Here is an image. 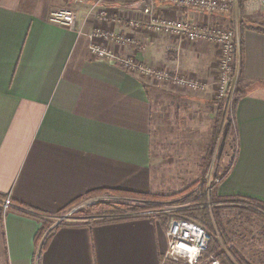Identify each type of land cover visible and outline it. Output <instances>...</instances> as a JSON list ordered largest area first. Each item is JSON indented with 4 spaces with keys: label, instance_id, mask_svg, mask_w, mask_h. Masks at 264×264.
<instances>
[{
    "label": "crops",
    "instance_id": "crops-1",
    "mask_svg": "<svg viewBox=\"0 0 264 264\" xmlns=\"http://www.w3.org/2000/svg\"><path fill=\"white\" fill-rule=\"evenodd\" d=\"M122 1L0 0V195L12 201L4 213L0 201V264H163L167 226L159 217L86 225L74 214V223H55L93 191L176 193L202 175L215 112L207 98V46L189 53V79L207 87L190 96L92 60L95 44L149 70H175L166 49L144 48ZM62 8L74 11L73 29L48 22ZM245 8L250 29L243 34L241 77L251 90L234 110L235 154L215 192L264 206V32L255 29H264V5ZM96 29L135 42L92 41ZM220 217L225 235L252 264L234 235L264 233L262 218L233 208Z\"/></svg>",
    "mask_w": 264,
    "mask_h": 264
},
{
    "label": "built area",
    "instance_id": "built-area-1",
    "mask_svg": "<svg viewBox=\"0 0 264 264\" xmlns=\"http://www.w3.org/2000/svg\"><path fill=\"white\" fill-rule=\"evenodd\" d=\"M151 4L158 2L161 4L172 5L179 10H189L216 16L227 17L232 15L238 1L237 0H150ZM245 6L251 4L264 5V0H243ZM141 17L137 20H130L129 26L132 29L143 28L157 33L172 35L179 40L188 41L190 43H206L212 46L220 47L221 58L219 60L218 73V91L223 96L227 93L229 82L234 77V62L240 59V40L238 39L237 30H231L207 24V26H198L192 21L183 19L159 18L155 17L154 7L150 6L142 9ZM100 17L105 19L107 14L105 11L100 12ZM75 13L72 9L62 8L53 11L48 22L73 29L75 26ZM90 39H100L111 42L115 46L122 47L134 44L135 42L130 36H123L105 32L96 29L90 34ZM89 55L95 61H107L115 63L120 69L128 73H140L146 77H153L158 80H165L177 85L186 87L194 91H202L206 87L196 80L182 79L176 76H170L167 73H154L145 68L140 63L129 57H118L115 53L102 48L99 45L89 47ZM10 196H6L2 200V213L8 211L12 206ZM89 201V200H88ZM62 221V219H60ZM167 236V248L163 255L162 262L181 263V264H222L217 258L208 257L204 259V254L210 241V236L200 224L187 219H173L169 222L165 231Z\"/></svg>",
    "mask_w": 264,
    "mask_h": 264
},
{
    "label": "rangeland",
    "instance_id": "rangeland-1",
    "mask_svg": "<svg viewBox=\"0 0 264 264\" xmlns=\"http://www.w3.org/2000/svg\"><path fill=\"white\" fill-rule=\"evenodd\" d=\"M165 5L167 4H161L158 2H154L151 4L150 0H123L121 9L125 11L126 13L125 15H126V18L128 19V23L130 22V20L139 19V17H141L140 14L142 12V9L152 6L154 7V10H155V17H159L162 19L168 18V17L171 19H178V20L183 19L187 21H192L194 24L198 26H207V24H210V25H215L217 27H222L228 30H231L234 28L235 30H237V35H239V29L237 26L239 14H238L237 6L234 12L232 13V15L227 16L226 17L227 20H224L222 19V17H219V16L218 17L209 16L207 14L205 16L204 13H197V12H194L196 13V16H194L190 14V12L193 13V11L179 10V9H176L175 7L173 8L164 7ZM245 10L246 8H245V1H244V12ZM136 13H139V14H136ZM246 22L250 25L247 19H246ZM130 29H132V27ZM132 30L138 32L140 35H143L145 37V41L143 42L144 48H147V46L149 45H154V52H158V48L159 49L163 48V50L166 49L167 51H165L164 57L166 58V61L172 63L171 66L174 67L175 69L173 72L166 70V69L151 70L152 72L167 73L170 76L180 77L182 79H187L189 81H190L189 79L190 78V66H189L190 65V54H189L190 51L193 49L195 45L203 44L207 46L206 52L208 53L207 55H208V66H209V78H211V82H210L211 97L209 96L207 98H211L210 103L224 99L226 103L224 107V120L226 117H229L230 119L233 120V114H231V104H232L231 99H232V94H233V88L235 86V82L237 79V74L239 72V65H240L239 62L235 61L233 64L235 67V71H234L235 75L234 77L231 78L229 82L227 93H225L223 96H220L219 91H218V83H219L218 81L219 65L218 64H219V60L221 58V53H222L220 52V47L212 46L211 44H206V43H190L188 41L179 40L178 38L172 35H169V34L157 33V32L155 33L149 30H145L143 28L132 29ZM149 78H150L149 79L150 83L166 85L167 87L172 88L171 91L184 90L189 96H190V92L198 93V90L197 91L190 90L186 87L177 85L170 81L158 80L153 77H149ZM206 88L207 87H205L204 90H206ZM216 108H217L216 105L212 103V114L214 111H216ZM188 113L190 116V110L188 111ZM213 116L215 117V112ZM224 122L225 121H223L221 124V130L223 129L222 126L224 125ZM172 132H173V135L174 133L175 134L179 133L178 131L174 132V130ZM220 149L221 147L218 141L215 146V150L213 153L214 155L212 156L210 165L207 166L205 170L204 168L202 169V175H201V178L199 179L204 180L207 184L211 181V179L214 176L221 177L226 173L229 167L230 161L232 160L235 154L234 153L235 144L233 141V137L229 140L228 145L225 147L222 159H220V154H219ZM199 179L191 183L189 179L188 180L186 179L183 189L176 191V193L172 192V193L151 194L153 195V197H163V196L169 197L168 199H164V200L161 199V200L153 201L152 199L148 200V199H141V198L126 197V196L120 197V196H114V195L113 196L108 195L106 196L107 199L98 200V201L89 200L87 198L83 200L82 202L74 205L73 207L63 211L62 214L59 215V218L55 219L56 220L55 223H57V221L61 224L74 223V221H71V218L73 217V215L76 214L78 216L79 215L78 212L82 209H85V207H88V205L93 204V203H98V202H105V203L112 202V203H122L125 205H130L137 209V211L129 212L125 214L124 215L125 217H138V218L143 217V216L151 217V218L153 216L159 217L160 220L165 222L167 228H168L169 222L172 221L173 219L182 218V219H187V220H190V221H193L199 224L198 222L194 221L191 218L189 219V217L183 214V212L189 209L190 205L194 203H193V200H190V203H185V199H187L188 194H183V195L180 194L185 189L190 188L192 184L196 183L197 181H200ZM181 180L182 178H180L178 181H181ZM192 191H197V187L192 189ZM149 207H152V208H149ZM80 217L83 218L81 215ZM60 219H62V221H60ZM99 219H102V218H99ZM234 237L236 238L242 237L243 243L245 244V248L247 247L246 248L247 254L250 255V260L252 261V264H264V233L241 234V235H234ZM233 241H237V240L233 238ZM174 264H177V263H174Z\"/></svg>",
    "mask_w": 264,
    "mask_h": 264
},
{
    "label": "trees",
    "instance_id": "trees-1",
    "mask_svg": "<svg viewBox=\"0 0 264 264\" xmlns=\"http://www.w3.org/2000/svg\"><path fill=\"white\" fill-rule=\"evenodd\" d=\"M237 8H238V29L239 35L238 39L240 40V60H239V72L237 74V79L235 82V86L233 88V94L231 99V114L234 113L236 105L238 101L244 97L250 90L251 84L245 83L243 78L241 77V68H242V47H243V34L245 30L250 29V26L246 22V17L244 13V1L237 0ZM257 31L260 30L264 32V29L258 25L255 28ZM216 105L215 117L212 121L211 129V141L209 147L205 151L204 160H203V168H207L210 165L212 156L214 155V150L217 142L219 141L220 144V159H222L223 152L225 147L228 145L229 140L234 135V128H233V120L229 117H226L224 120V107L226 105L225 100H219L216 102H212ZM224 122L221 130V124ZM221 177L214 176L211 181L207 184L204 180L197 181L196 183L192 184L190 188L185 189L180 194H188L187 199H185V203H190V200H193L192 205H190L189 209L185 210L183 214L189 219H193L194 221L198 222L205 231L208 232L210 236V241L208 242V247L205 252L204 259L208 257L217 258L222 264H251L249 263L245 257L239 254L238 250L236 249L235 243L232 242L229 236L225 235L224 230L222 229L221 225V217L220 211L233 208L237 210H245L250 214H255L260 216L264 221V206L255 200H250L243 197H232V198H220L217 196L216 186L221 181ZM197 187V191H192ZM114 195L120 197H133V198H141V199H148V200H161V199H168L169 197H153L150 194H137L131 192H122V191H110V190H100V191H93L88 193L87 195L80 197L79 199L70 203L67 208H71L74 205L82 202L85 199H90L96 196L101 195ZM4 197L0 195V201ZM1 204V203H0ZM152 208V207H149ZM137 211L136 208L130 205H125L122 203H105V202H98L88 205L85 209H82L78 212L83 218L87 219L88 221L85 222L86 225L104 223L108 220H121L130 217H125L124 215L129 212ZM124 216V217H123ZM102 218L98 221H94L95 219ZM111 218V219H109ZM165 264H174L172 262H166Z\"/></svg>",
    "mask_w": 264,
    "mask_h": 264
}]
</instances>
